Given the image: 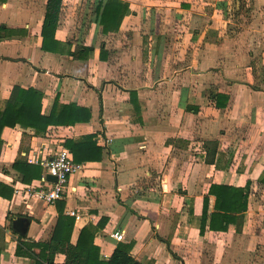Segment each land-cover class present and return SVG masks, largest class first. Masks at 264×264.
Returning a JSON list of instances; mask_svg holds the SVG:
<instances>
[{
	"label": "crops",
	"instance_id": "obj_1",
	"mask_svg": "<svg viewBox=\"0 0 264 264\" xmlns=\"http://www.w3.org/2000/svg\"><path fill=\"white\" fill-rule=\"evenodd\" d=\"M108 1H61L54 39L68 53L42 48L48 0H0V111L20 86L41 93L45 115L90 113L53 136L1 130L0 264H34L18 242L50 243L69 210L81 214L70 242L92 227L100 259L128 245L140 264H264V0H116L125 9L104 31ZM89 134L101 158L77 161L66 198L23 196L45 171L28 154ZM213 183L248 191L225 228L219 213L211 227ZM16 215L36 221L31 236L12 228Z\"/></svg>",
	"mask_w": 264,
	"mask_h": 264
},
{
	"label": "trees",
	"instance_id": "obj_2",
	"mask_svg": "<svg viewBox=\"0 0 264 264\" xmlns=\"http://www.w3.org/2000/svg\"><path fill=\"white\" fill-rule=\"evenodd\" d=\"M61 1L48 0L42 29V48L45 50L67 51L64 47L59 46L61 42L54 39ZM124 9L125 5L123 6L116 0H109L105 4L101 16L104 31L116 28ZM67 52L70 53L69 50ZM71 105H64L59 111L55 107L49 115H45L41 112V93L38 90L15 86L5 107L0 111V133L5 126L21 123L34 127L38 133L53 136L57 134L55 129L57 126L68 127L72 115L75 121L89 120V112H84L78 106L71 111ZM94 137L93 134L85 135L79 139L67 137L63 144L72 151L76 161L97 160L101 158L102 148L97 145ZM14 165L22 169L18 162H15ZM38 173L36 172V175ZM210 192L216 196L215 207L217 209V212L212 215L211 227H214V222L221 218L218 213L224 217L223 227L225 228L228 220L233 218L230 214L231 211L243 212L247 209L248 191L245 187L213 183ZM74 220L73 216H67L60 211L50 243L20 240L16 253L33 258L34 264H57L53 261V257L58 251L66 254V260L62 264H140L129 254L128 245H119L108 259H100L98 255L94 257L93 251L90 249V238H93L90 226L83 227L77 243L72 244L70 237ZM92 245L91 248L94 250ZM34 247H39V252Z\"/></svg>",
	"mask_w": 264,
	"mask_h": 264
},
{
	"label": "built area",
	"instance_id": "obj_3",
	"mask_svg": "<svg viewBox=\"0 0 264 264\" xmlns=\"http://www.w3.org/2000/svg\"><path fill=\"white\" fill-rule=\"evenodd\" d=\"M45 148V146H44ZM41 152V151H40ZM30 163L41 164L44 166V175L37 186L28 185L24 188L23 196L26 198H35L49 204H55L58 200L66 198L69 179L73 174L80 171L84 164L73 159L68 147L58 144L47 148V151L41 154L35 152L27 155ZM47 174L56 176V181H49ZM68 213L81 220V214L75 210H69ZM117 240L123 238L122 232L113 233Z\"/></svg>",
	"mask_w": 264,
	"mask_h": 264
},
{
	"label": "water",
	"instance_id": "obj_4",
	"mask_svg": "<svg viewBox=\"0 0 264 264\" xmlns=\"http://www.w3.org/2000/svg\"><path fill=\"white\" fill-rule=\"evenodd\" d=\"M47 179L51 181H56L57 178L54 175L47 174ZM36 225V221L27 216L16 215L12 218V228L22 234L23 236H31Z\"/></svg>",
	"mask_w": 264,
	"mask_h": 264
},
{
	"label": "rangeland",
	"instance_id": "obj_5",
	"mask_svg": "<svg viewBox=\"0 0 264 264\" xmlns=\"http://www.w3.org/2000/svg\"><path fill=\"white\" fill-rule=\"evenodd\" d=\"M233 2H234V0H233ZM231 7H232V11L234 13L236 11V7H234V4L233 3L231 4Z\"/></svg>",
	"mask_w": 264,
	"mask_h": 264
}]
</instances>
